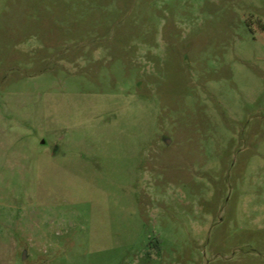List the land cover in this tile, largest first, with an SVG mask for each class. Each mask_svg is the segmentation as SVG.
I'll list each match as a JSON object with an SVG mask.
<instances>
[{
	"label": "rangeland",
	"instance_id": "rangeland-1",
	"mask_svg": "<svg viewBox=\"0 0 264 264\" xmlns=\"http://www.w3.org/2000/svg\"><path fill=\"white\" fill-rule=\"evenodd\" d=\"M0 264H264V0H0Z\"/></svg>",
	"mask_w": 264,
	"mask_h": 264
},
{
	"label": "water",
	"instance_id": "water-1",
	"mask_svg": "<svg viewBox=\"0 0 264 264\" xmlns=\"http://www.w3.org/2000/svg\"><path fill=\"white\" fill-rule=\"evenodd\" d=\"M167 142H169L168 139H167ZM24 257H25V253H23V258H24Z\"/></svg>",
	"mask_w": 264,
	"mask_h": 264
}]
</instances>
